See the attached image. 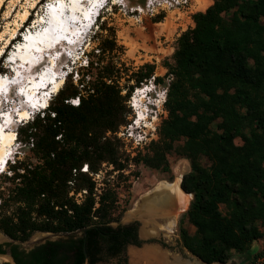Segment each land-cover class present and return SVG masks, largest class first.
<instances>
[{
    "label": "trees",
    "instance_id": "trees-1",
    "mask_svg": "<svg viewBox=\"0 0 264 264\" xmlns=\"http://www.w3.org/2000/svg\"><path fill=\"white\" fill-rule=\"evenodd\" d=\"M192 17L195 25L179 36L163 77L153 64L133 73L138 87L152 77L158 83L169 78L168 116L145 153L123 157L106 134L127 122L122 90L128 95L133 90L120 84V69L107 60L119 51L114 35L98 34V54L85 60L96 75L86 81L82 74L75 83L68 73L42 116L17 130L42 162L31 168L15 161L14 177L23 181L3 201V209L8 200L16 206L10 214L1 211L0 229L15 240L36 231L81 233L28 251L7 242L0 252L11 246L17 264H127L128 246L141 245L139 223H120L126 209L120 208L116 185L105 179L97 193L95 181L81 169L87 163L99 172L107 162L122 174L132 160L169 171L168 155L176 149L191 161L181 182L193 195L186 216L196 232L181 229L189 252L207 264L227 263L234 251L245 253L264 237V0H213ZM74 173L81 181L77 187L70 185ZM73 189L87 192L78 201Z\"/></svg>",
    "mask_w": 264,
    "mask_h": 264
},
{
    "label": "rangeland",
    "instance_id": "rangeland-1",
    "mask_svg": "<svg viewBox=\"0 0 264 264\" xmlns=\"http://www.w3.org/2000/svg\"><path fill=\"white\" fill-rule=\"evenodd\" d=\"M146 1L147 0H122L123 4L120 5L116 2V0L111 1L107 6L108 8L103 11L101 17L99 18L97 26L92 28L87 41L84 43L83 50H79L75 57H69L65 53L61 54V56L57 59L55 66V69L59 73L70 69L71 72L69 73L72 75L75 83H77L78 78L82 76V74H84V79L87 81L90 73L93 75H96L97 73L96 69H92L90 71L87 67V62L85 61L86 59H90V57H94L95 59V55L98 54L100 45L98 44L99 39H97V35L102 34L105 37L110 35L115 36L119 51L112 55H108L107 60L113 59L115 64H117L120 69V84L127 86L133 85V90L129 95L127 94L125 88L122 90V114L127 119V122L121 125L116 132L109 131L106 134L119 149V152L123 155V157L128 156L130 158H133L140 151L145 153L149 149L150 143L159 138V127L161 122L163 118L168 116L165 100L167 98L166 91L169 85V78L165 77L163 83H158L155 81L154 77H152L147 81L141 82L139 85V87H144L145 85L150 84V82L154 85L143 105L148 111L145 115L148 118V121L145 119L142 120V115H140L139 118L136 117V111L131 106V101L137 100V91L135 90L138 88L133 73L144 64H153L156 67V75L163 77L167 73L165 61L172 60V55L175 51L179 36L183 31L195 25L192 15L194 12L199 11V9L202 8L200 0L197 2L196 0H192L191 6L184 9H171L168 12H162L155 15H153L150 10L138 12V8L142 7L137 8V6H145ZM43 2L44 0H3L0 7V35L1 33L3 34V38L0 39V72H8L9 75L13 74L11 68L8 67L6 56L10 54V49L12 47L11 44L20 38V32L24 29L23 26L31 24L35 18H38L44 13ZM34 3H36V5L35 7H32ZM26 8L29 9L30 14L28 15L26 21L22 22L19 12H24ZM19 23L22 26H19L17 32L13 34L16 24ZM101 24L104 25L103 30L100 26ZM143 31L148 32L149 36H144ZM13 35L14 38L11 39ZM60 46L62 47L64 45ZM50 62L51 60L49 58L38 68L32 70L31 67L30 72H38L42 67L49 66ZM162 92H164V94H162ZM14 94L16 102L22 99V96H19L16 93ZM133 95L134 97L132 99ZM21 102V107L27 106V103L23 102V99ZM27 108L30 109V107ZM48 108L49 107L40 111L36 110L34 114H32L31 119L38 114L42 116L43 112ZM136 110H138V113L140 114V110L137 108ZM136 118L137 121L134 122ZM23 122L18 123L14 129L18 130L21 126L27 123ZM152 123H154V126H147ZM135 124H138L140 127L137 128ZM251 129L252 128L250 126H247V133H250ZM128 132L134 133V135L139 132L147 135V139L143 147L137 149L127 148L123 135H127ZM235 141L237 144H242L240 137L236 138ZM182 144L183 140L176 143V145ZM11 159L12 161L10 160L11 162L8 164L6 170L0 177V214L2 212L10 214L16 206V204L11 202V200H8L10 204H6V209L8 210L2 208L4 199H9L15 195L17 187L20 185L21 181H23L20 177H14L13 165L16 164L15 161H23L31 168L40 165L42 162L33 145L21 140L20 138H17L15 153ZM168 159L170 162L169 171L152 168L144 165L143 163L135 164L134 161L130 160L127 162V167L123 170L122 174H120L119 171H114L113 166L105 162L102 165V170L99 172H91V170H89L86 172L87 175L85 177H91V179L95 181V191L97 193H100L102 187L105 186L103 182L105 179L116 185L120 199V208L126 209L121 216V220H124L125 222H139V228L144 240L141 245L137 247L141 248L145 246L157 245V247L167 251L171 260L175 259L176 256H180L182 262L196 261L193 258L194 255L184 246L181 237L182 228L187 229L190 234H194L196 232V228L189 222L186 216V211L189 208L193 195H191L188 207L185 210H181L177 216L157 217L155 219V226L150 225L148 227L149 229L153 227V230H155L154 233L150 232L147 235L143 233L145 223L142 218L127 217L128 213L135 209L143 198L147 194L156 190L159 185L165 182H173L179 174H182L183 176L191 170L190 159L184 157L178 149L173 150L168 155ZM202 162L206 163L207 160L203 159ZM86 164L87 163L83 165L81 169L82 171H84ZM23 172L24 170L22 168L17 170V173ZM80 183V179H78L74 173L73 181H70L71 187H77ZM70 194L75 195L76 198H81V196L78 195V192H75L74 189L70 191ZM40 232L42 231H36L31 234L27 240L20 241L26 242ZM151 235H155V238H151ZM11 240L12 238L0 229V244H5ZM135 246H128L126 250L128 258L127 264H135L132 260V249ZM20 247L23 248L22 245H20ZM263 250L264 245L255 253V255ZM255 255L247 259V253L243 255L241 253L233 252L230 261L232 260L234 264H237L242 260L243 256H245L243 258V264H252ZM108 264H117V262L113 260Z\"/></svg>",
    "mask_w": 264,
    "mask_h": 264
},
{
    "label": "bare ground",
    "instance_id": "bare-ground-1",
    "mask_svg": "<svg viewBox=\"0 0 264 264\" xmlns=\"http://www.w3.org/2000/svg\"><path fill=\"white\" fill-rule=\"evenodd\" d=\"M2 2L3 0H0V7H1ZM59 2L65 4L66 12L64 13V15H62V17L60 16L59 11H58L59 8H57L58 5L55 4L53 7L54 9H56L55 16L57 20H55L54 26L49 29L40 30L38 32L31 31L29 33V36L32 39H35L36 41H41V39L45 37L46 39L50 41L53 38H55L57 35H60L62 33V31L60 30V27L68 26L69 28L74 29L75 27L73 23L77 22L78 19H81L84 14L89 15V16L91 15V17L94 18V15L92 13L93 10L85 11L81 6L78 5L79 0H60ZM35 5L36 3H34L32 7H35ZM138 9L141 10L142 8H138ZM29 14L30 12L28 8H26L24 12H21V13L19 12L21 21L22 22L26 21ZM19 26H22V25L20 23L16 24V27L14 28V30L12 29L13 34L17 32V30L19 29ZM143 35L149 36L148 32L146 31H143ZM2 38H3V34L1 33L0 39ZM13 38H14V35L11 37V39ZM65 44H66L65 42H62V45H65ZM60 45H57L54 49L61 50L62 47ZM51 51H53V49H51ZM34 55L35 54H34V50L32 49V45H30L29 43L22 44L18 49H14V52H13L14 58H19L22 60L32 58ZM49 58H50L49 56L44 55L43 60L41 62L31 66L32 70L38 68L41 64L44 63L45 60ZM50 60L51 62L49 63V66H46V67H50V65L54 63V58H50ZM42 69L45 70L44 73L41 74L42 79L51 80V82L48 84L46 88L43 89V91H50V93L43 92V95H41V92H39L37 95L35 94V99L34 98L33 99L36 100L35 102L39 104H41L42 102L46 100L49 106L53 97L57 94V92L63 86L66 77L65 78L57 77L55 79V75L52 73L50 69L45 68V67H42ZM54 70L58 72L55 68ZM39 71H41V69ZM12 72H13L12 75H9L8 73L7 76H4V75L0 76V88L7 86V84L10 82L9 80L15 77L14 76L15 72L13 70ZM39 77L40 75L34 77L35 79L31 80V75H29V78L31 80V82L29 83H39L38 81ZM147 86L148 87H146L145 85L144 86L145 88L138 87L135 90L137 91L136 92L137 100L131 101V104L135 102L134 109L136 111V117L139 118L140 115L144 114L141 116V119L142 120L145 119L146 121H148L147 120L148 118L145 115L147 114L148 111H147V108L144 107L143 105L147 100L148 94L152 91V88H151L150 91L148 92L150 84H148ZM17 87H18L17 84L11 85L10 87L11 97H15L14 93H16ZM24 90H28V95L33 96L34 92L31 90V87H29V85H25ZM133 97L134 95L132 96V99ZM21 98L23 99L24 96H22ZM22 99L20 100V102L19 101L14 102L13 104L14 107L17 106L19 103L21 105ZM27 107H29L28 104L27 106H24V107L22 106L17 111H12L10 113V116L13 117L12 121L11 119H9L8 121V122L11 121L10 125L7 126L5 130L0 131V177L6 170L8 164L11 162L10 160L13 154L15 153V145L17 142L16 135L18 136V133H17V130L14 129V127L18 123L23 122V120L27 118L29 111H30V109H28ZM1 108L2 107L0 106V112L2 111ZM136 108L140 110V114L138 113V110H136ZM137 118L134 120V122L137 121ZM135 125L137 128L140 127L138 126V124H135ZM147 126H154V123L149 124ZM10 150H11V153H10L11 156L8 155V152ZM3 163L5 164L4 166H2ZM2 167H4L3 170H2ZM181 179H182V174H179L177 178L175 179V181L162 183L161 185L157 187L156 190L147 194L143 198V200L137 205V207L128 213L127 215L128 218L140 217L144 220L145 225L143 227V233L145 235H147L150 232L154 233L155 230H153V227L151 229H149L148 227L150 225L155 226V219L157 217L177 216L181 210H185L188 207L192 194L185 192L183 190V188L181 187ZM132 246H135V245H132ZM132 256H133L132 260L135 262V264H202L203 263L199 260H196L197 262L196 261L182 262L180 259V256H176L175 259L171 260L167 251L162 250L161 248L157 247V245L156 246H145L141 248L133 247Z\"/></svg>",
    "mask_w": 264,
    "mask_h": 264
},
{
    "label": "built area",
    "instance_id": "built-area-1",
    "mask_svg": "<svg viewBox=\"0 0 264 264\" xmlns=\"http://www.w3.org/2000/svg\"><path fill=\"white\" fill-rule=\"evenodd\" d=\"M192 0H147L145 6H137L142 7V9H138V12H142L145 10H150L153 15L160 14L162 12H168L171 9H184L186 7L191 6ZM77 79V78H76ZM75 104L79 103L78 99H74L73 101ZM125 134V133H121ZM123 139L125 141L126 147L129 149H137L140 147H143L144 143L146 142L147 135H144V133H137L134 135V133L128 132L127 135H123ZM84 171L88 172V164L85 165ZM83 192L86 193L87 191L84 189L83 191L79 192L78 195L81 196V198L77 197V200H82ZM252 264H264V250L262 252H259L254 257V260Z\"/></svg>",
    "mask_w": 264,
    "mask_h": 264
},
{
    "label": "water",
    "instance_id": "water-1",
    "mask_svg": "<svg viewBox=\"0 0 264 264\" xmlns=\"http://www.w3.org/2000/svg\"><path fill=\"white\" fill-rule=\"evenodd\" d=\"M183 176H182L181 182L183 180ZM120 223H127V222H125L124 220H121ZM80 233H81L80 231H75V232L45 231V232L38 233L32 239H30V240H28L26 242H23V241H20V240H15V239H12L10 242H11V244H20V245L23 246V248L25 250L28 251V250L34 248L35 246L46 242L47 240H58V239L66 238V237H68L71 234H80ZM129 246H131V245H129ZM85 253L87 254L86 250H85ZM193 258L195 260H199V261L203 262L204 264H207L204 261H202L199 258H197L196 256H193ZM0 262L1 263L9 262L10 264H17L15 259H14V257H13V254L11 252L10 246L7 247L5 252H0Z\"/></svg>",
    "mask_w": 264,
    "mask_h": 264
},
{
    "label": "crops",
    "instance_id": "crops-1",
    "mask_svg": "<svg viewBox=\"0 0 264 264\" xmlns=\"http://www.w3.org/2000/svg\"><path fill=\"white\" fill-rule=\"evenodd\" d=\"M198 0H196L197 2ZM201 2V5H202V8L199 9V10H205L210 4H212L213 0H200ZM264 245V237L258 239V240H255L253 243H252V246L249 250H247V252H245V254L247 253V259L253 257L255 255V253ZM236 252V251H234ZM237 253H240V252H237ZM243 255H245L244 253H241ZM233 255V254H232ZM234 257V256H233ZM245 256H243L244 258ZM243 258L240 262H238L237 264H243ZM231 262V263H230ZM203 264V263H202ZM212 264H234L232 262V260L228 261L227 263H212Z\"/></svg>",
    "mask_w": 264,
    "mask_h": 264
},
{
    "label": "flooded vegetation",
    "instance_id": "flooded-vegetation-1",
    "mask_svg": "<svg viewBox=\"0 0 264 264\" xmlns=\"http://www.w3.org/2000/svg\"><path fill=\"white\" fill-rule=\"evenodd\" d=\"M138 222V221H137ZM139 223V222H138ZM160 228V227H159ZM155 232V231H154ZM151 238H155V235H151ZM138 239H139V241H141V243H142V241L144 240V238L142 237V234H141V231H140V228H138ZM137 246H139V245H136L135 247H137ZM7 247H9V246H6L5 248L7 249ZM10 248H11V246H10Z\"/></svg>",
    "mask_w": 264,
    "mask_h": 264
},
{
    "label": "clouds",
    "instance_id": "clouds-1",
    "mask_svg": "<svg viewBox=\"0 0 264 264\" xmlns=\"http://www.w3.org/2000/svg\"><path fill=\"white\" fill-rule=\"evenodd\" d=\"M111 1H113V0H109V3H110Z\"/></svg>",
    "mask_w": 264,
    "mask_h": 264
}]
</instances>
